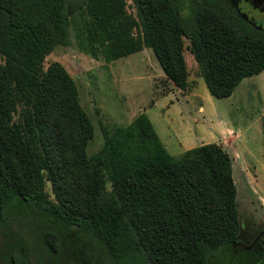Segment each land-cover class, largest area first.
Masks as SVG:
<instances>
[{"label": "trees", "instance_id": "1", "mask_svg": "<svg viewBox=\"0 0 264 264\" xmlns=\"http://www.w3.org/2000/svg\"><path fill=\"white\" fill-rule=\"evenodd\" d=\"M131 1L135 16L123 0H0V264H252L233 247L241 215L220 145L173 158L138 113L102 128L88 157L76 85L42 61L77 13L83 50L110 62L149 48L181 90L187 39L208 94L223 98L264 69V24L242 0ZM243 2L264 16L263 0Z\"/></svg>", "mask_w": 264, "mask_h": 264}, {"label": "rangeland", "instance_id": "2", "mask_svg": "<svg viewBox=\"0 0 264 264\" xmlns=\"http://www.w3.org/2000/svg\"><path fill=\"white\" fill-rule=\"evenodd\" d=\"M123 1L126 13L135 16V7L132 1ZM243 1L240 5L244 6V10L248 9L249 14L257 22L264 24L261 8L255 7L254 9L252 5L250 7ZM259 5L264 10V3ZM84 19L77 13L73 14L66 30V42L56 44L44 57L42 65L45 68L48 63L56 61L73 79L77 88L79 104L93 126L92 137L86 145V155L90 157L102 145V128L108 129L114 125L127 124L154 100H156L154 103L157 108L166 109L167 100L172 101L168 94L172 95L170 97H174L172 92L178 90L176 86L165 79L149 48L144 47L138 52L110 62H105L99 53L93 51V48H90L88 52L83 50L84 44L81 37V42L78 43L76 30L81 31ZM187 47L188 40L183 38V57L186 68L191 73H198L197 65ZM200 87L201 91L198 89L196 99L202 104L203 109H207L203 118L198 115V103H195L193 98L186 103L183 98L179 97L178 103L174 102L173 106L168 105L170 107L167 109H180V113L175 111L171 115L175 126L181 122L180 115L183 118L189 115L194 120L198 118L199 121L202 118L205 121L210 120L212 123H215L216 118L220 117L221 120H226L232 125V131L236 134L237 139L234 152L228 151V153L236 154V157L233 158V180L241 215L242 231L241 242L234 243L233 247L235 251L252 252L254 249L253 240L263 233L257 234V232L264 230V208L255 200L259 198L264 201V69L258 74L243 78L227 97L209 96V100L204 99L202 94L204 92L206 95L209 94L202 79ZM161 94L167 96L159 97ZM245 181L251 185L256 198L246 194L247 184ZM108 188L109 184L105 182V189ZM43 190L52 200L53 196L47 181L44 182ZM251 223L253 227H251ZM12 228L15 229L16 226H12Z\"/></svg>", "mask_w": 264, "mask_h": 264}, {"label": "crops", "instance_id": "3", "mask_svg": "<svg viewBox=\"0 0 264 264\" xmlns=\"http://www.w3.org/2000/svg\"><path fill=\"white\" fill-rule=\"evenodd\" d=\"M186 70L187 76L185 89L181 90L177 88V92H172L174 94V97H170L172 95L168 94L169 98H172V101L168 99L167 103H165V107L168 108L170 106H173L174 102L178 103L179 97L183 98L186 103H188L193 98L194 102L198 103V115L203 118V114L207 109H203L202 104H200V102L196 99V97H198V89H200L201 91L200 86L202 78L199 75V72L191 73L188 71L187 68ZM166 96L167 95L165 94H161V96L159 97L164 98ZM209 96L210 95H206L205 92L202 94V97L207 100H209ZM157 99L161 100L159 98ZM155 101L156 100H154V102ZM154 102L147 104L145 108H143L142 111L138 113L147 114L146 116L148 117L152 127L155 128L154 131L157 137L159 138L165 150L171 157L176 158L185 150L199 146L201 144L215 143L217 145H220V147L230 157L231 176L233 180V158L236 157V154L234 153V155H231L228 153V151L234 152L237 136L232 131V125L228 121H223L220 117H218L216 118V122L212 123L210 120L205 121V119L201 118V120L199 121L198 118L194 120V118L189 115L184 116V118L182 115H180L181 118L179 119L181 122L178 126H175L173 124V119L171 118V115L175 111L179 112L180 109H160L155 106ZM184 110L186 111V109ZM168 112L170 113L168 114ZM245 182L247 184V187L245 189L246 194L254 197L255 192L251 188V185L247 181ZM255 200H257L260 205L262 204L264 208L263 200L259 198Z\"/></svg>", "mask_w": 264, "mask_h": 264}, {"label": "flooded vegetation", "instance_id": "4", "mask_svg": "<svg viewBox=\"0 0 264 264\" xmlns=\"http://www.w3.org/2000/svg\"><path fill=\"white\" fill-rule=\"evenodd\" d=\"M257 234H260L261 236H256V240H253L254 249H252V264H264V230L257 232Z\"/></svg>", "mask_w": 264, "mask_h": 264}]
</instances>
